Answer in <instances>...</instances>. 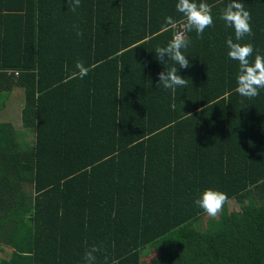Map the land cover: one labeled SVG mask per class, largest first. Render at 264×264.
Here are the masks:
<instances>
[{
  "label": "trees",
  "instance_id": "obj_1",
  "mask_svg": "<svg viewBox=\"0 0 264 264\" xmlns=\"http://www.w3.org/2000/svg\"><path fill=\"white\" fill-rule=\"evenodd\" d=\"M195 2L213 24L187 33L173 92L158 73L176 65L154 50L173 37L165 18L183 20L178 0H0V114L33 134L0 121V264H85L93 245L96 264H264V89L235 91L231 0ZM238 2L254 62L264 0ZM206 189L228 197L215 219L194 204Z\"/></svg>",
  "mask_w": 264,
  "mask_h": 264
},
{
  "label": "clouds",
  "instance_id": "obj_2",
  "mask_svg": "<svg viewBox=\"0 0 264 264\" xmlns=\"http://www.w3.org/2000/svg\"><path fill=\"white\" fill-rule=\"evenodd\" d=\"M71 11L75 12L80 5V0H68ZM177 12L182 14L183 20L177 22L172 17L165 18L166 26L175 29V33L166 46L155 48L156 59L165 64L171 60L176 66L165 68V71L158 73L159 84L164 89L172 90L177 87H185L188 81L178 74V68L187 69L190 67L189 60L184 54L190 45L187 33L195 31L198 37L203 36L204 30L213 24L212 6L206 2H195V0H178L176 4ZM220 19L224 21L226 27L234 29L235 41L230 36L227 41L228 57L238 61L239 70L237 74V87L235 91L243 97L252 98L259 95V89H264V55L257 54L254 62H250L249 57L254 52L251 43H241L246 36H252L251 14L238 0H231L222 10ZM77 36L83 33L77 30ZM167 58V59H165ZM79 78H83L89 72V68L82 61L75 64ZM227 194L221 191L206 189L194 204L201 208L209 217L215 219L222 211L227 202ZM102 251L101 247L93 245L86 251L85 264H96L95 253Z\"/></svg>",
  "mask_w": 264,
  "mask_h": 264
},
{
  "label": "rangeland",
  "instance_id": "obj_3",
  "mask_svg": "<svg viewBox=\"0 0 264 264\" xmlns=\"http://www.w3.org/2000/svg\"><path fill=\"white\" fill-rule=\"evenodd\" d=\"M22 104H23V101H22ZM8 120H11L13 125L16 127V130H17V139L20 141V142H25V143H30L33 141V134L29 131H24L23 129H21V122H20V118H19V115L17 113L12 114L11 117L9 116H1L0 118V121H4V122H8ZM228 205V209L230 211H234V210H238V206L236 204L235 201L231 200V201H228L227 203ZM7 219H2L0 220V225L2 227L5 226V224L7 223ZM17 228V226L15 225L14 226V231L15 229ZM1 233V232H0ZM0 247L3 248L4 252H2L0 255L2 257H5L7 259L10 258V251L12 249V247H10L9 245H4L2 243V240L0 238ZM154 256L156 257L155 253L152 254L148 259H145V260H142V264H147V263H151V261L153 260Z\"/></svg>",
  "mask_w": 264,
  "mask_h": 264
},
{
  "label": "crops",
  "instance_id": "obj_4",
  "mask_svg": "<svg viewBox=\"0 0 264 264\" xmlns=\"http://www.w3.org/2000/svg\"><path fill=\"white\" fill-rule=\"evenodd\" d=\"M2 115H3V113L0 114V118H1ZM9 115H10V114H9ZM4 116H5V115H4ZM8 121H9V120H8ZM1 122H4V121H1Z\"/></svg>",
  "mask_w": 264,
  "mask_h": 264
},
{
  "label": "built area",
  "instance_id": "obj_5",
  "mask_svg": "<svg viewBox=\"0 0 264 264\" xmlns=\"http://www.w3.org/2000/svg\"><path fill=\"white\" fill-rule=\"evenodd\" d=\"M174 33H175V29H173V35H174Z\"/></svg>",
  "mask_w": 264,
  "mask_h": 264
}]
</instances>
